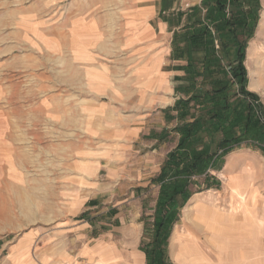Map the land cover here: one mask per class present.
Here are the masks:
<instances>
[{"label": "crops", "instance_id": "1", "mask_svg": "<svg viewBox=\"0 0 264 264\" xmlns=\"http://www.w3.org/2000/svg\"><path fill=\"white\" fill-rule=\"evenodd\" d=\"M202 18L201 0H0V168L24 177L12 187L40 188L43 174L51 190L104 188L110 183L98 180L103 168L106 174L124 172L143 157L148 166L153 150L171 138L174 147L176 126L198 115L193 99L177 104L200 92L194 72L200 73L202 51L191 48L190 35ZM44 24L49 33H42ZM57 44L63 54L53 50ZM47 51L67 62L49 86L42 84L38 62ZM224 170L228 189L244 195L240 207L233 210L229 201V209L218 212L210 201L202 216L205 201L196 199L193 210L185 208L182 224L205 231L209 243L198 245L208 259L226 220L243 208L245 197L261 194L264 150H232ZM97 196L73 202L86 211L97 207ZM116 205L92 212L107 221L92 251H98L99 263L145 264L137 241L119 249ZM257 215L261 225L264 216ZM182 225L176 228L178 245Z\"/></svg>", "mask_w": 264, "mask_h": 264}, {"label": "rangeland", "instance_id": "2", "mask_svg": "<svg viewBox=\"0 0 264 264\" xmlns=\"http://www.w3.org/2000/svg\"><path fill=\"white\" fill-rule=\"evenodd\" d=\"M227 2V17L237 11H242L245 16L246 29L240 34L246 37L242 61L246 74L245 93L241 92L240 82L230 73L227 74L230 71L227 62L229 57L220 58L218 65L224 68L226 74L219 72L212 79L201 75L195 77L197 88L206 98L201 102L192 101L203 123L201 132L190 139L193 145L187 142L183 150H178L182 135L178 128L181 125L176 126L175 130L179 132L177 144L173 147L171 138L162 148L153 150L152 160L149 158L148 161L150 165L145 166L147 158L143 157L140 163L124 166V172L106 174L103 168L98 180L104 182V179L110 183H106L104 188L51 190L42 174L40 188L18 189L12 186L23 183L24 177L11 170L2 172L0 168V264H106L99 263L102 260L98 251L93 252L92 248L97 246L98 235L105 229L104 223L107 221L103 220V215L94 216L92 212L105 210L111 204H117L114 210L120 212V218L113 223L116 226L115 237L121 239L119 249L129 250L137 241L136 246L144 253L145 264H264V222H260L262 226L257 222V214L262 218L264 216V188L261 194L254 192L250 199L245 197L243 208L230 218L227 216V220L225 218L228 224L223 227V234H217L210 261L207 252L202 251L205 246H201V251L199 249V245L208 242L205 231L189 223L182 225L185 208L193 210L191 203L196 199L205 201L201 215L208 212L210 205L207 202L210 201L218 212L229 209V201L233 202L230 208L237 210L244 200L227 187L224 170L226 157L232 150H264V90L250 86L253 71L260 70L264 80V0ZM203 3L204 0H201L204 15ZM211 29L213 31L214 27L211 26ZM49 31V25L46 24L42 33ZM214 42L218 48L219 42ZM61 48L63 45L57 44L53 50L62 52ZM43 53L38 61L44 67L42 84L49 86L60 74L63 75L67 62L63 55L55 59V55L48 51ZM203 54L201 52L202 59L198 60L200 74L203 70ZM230 54L231 58L234 57L235 50ZM215 79L227 84V102L235 105V108L240 107L244 113L247 111L250 118H237L233 126L225 125V121L218 122V130L213 134L211 128L204 124L210 120L208 115L212 114L210 110L216 105L211 94V84ZM223 100L222 97L217 104ZM258 123L259 127H254ZM226 136L233 140L229 150L222 143ZM191 148L200 150V154L195 157ZM133 160L134 156H130V161ZM194 160L196 165L189 168ZM136 164H141V168L138 169ZM163 169L167 170V175L161 180L158 176ZM162 182L163 186L169 185V188L162 189ZM137 184L141 186L136 187ZM174 184L178 192L174 190ZM94 194H98L100 200L97 207L84 211L82 205L73 202ZM27 201L30 203L27 204ZM53 201L56 203H49ZM180 225L183 229L178 245L175 236L180 231L176 229ZM259 228H262V232L258 240L256 231ZM127 229L131 232H127Z\"/></svg>", "mask_w": 264, "mask_h": 264}, {"label": "trees", "instance_id": "3", "mask_svg": "<svg viewBox=\"0 0 264 264\" xmlns=\"http://www.w3.org/2000/svg\"><path fill=\"white\" fill-rule=\"evenodd\" d=\"M203 6L205 8V12L201 21V24L198 28L194 31V33H191V48L196 51H202L203 54V70L201 71V74L197 72V69L195 70V77L198 75H201V77L206 78H213L214 75H218L219 72L226 74V71H224V68L222 66L218 65L220 58H226L228 61V65L230 67V71H227V74L230 73L231 76L235 77L238 82L241 84V92L245 93V90L243 89L245 81H246V74L245 69L243 66V55H244V47L246 42V37L243 38L241 36L246 29V22H245V16L243 15L242 11H237L236 13L232 12L230 14V17H227V6L228 2L227 0H204ZM198 8H196V11ZM199 21V20H197ZM236 21L237 24H234ZM200 23V21H199ZM211 26L214 27L213 31L211 29ZM241 34V35H240ZM215 40L219 42L218 48L215 47ZM235 50L234 57H230L229 54ZM231 55V54H230ZM198 74V75H197ZM211 89L213 92L212 99L215 102L216 105L213 106L212 114L210 116L208 115L209 119L206 124L211 128L212 133L214 134L218 130V122L225 121V125L227 124H236L237 118L245 117V119H249L248 112L244 113L245 111L243 109H240V107L235 108V105L232 103L227 102L226 100V90H227V84L223 82V80H217L215 79L214 82L211 84ZM204 95V94H203ZM208 96V95H207ZM224 98L223 102L221 104H217L218 100L221 98ZM201 95L200 92H196L192 97L186 100H180L178 102L182 105H187L190 100H195L198 102H201V100H205ZM208 98V97H207ZM211 98V97H209ZM216 107V108H215ZM236 109V110H234ZM240 109V110H239ZM184 116L186 115V112L183 113ZM224 123V122H223ZM255 123V122H254ZM253 123V124H254ZM202 116H197L194 120L191 122H187L179 126V131L181 132V138L178 143V150L184 149V145L188 142L190 144L191 137L194 138L195 135L199 134L202 127ZM203 125V127H204ZM259 123L254 125V127H259ZM233 140L231 138L224 137L223 145H225L226 149L229 150L233 145ZM182 149V150H183ZM190 150H193V155H199L200 150L197 151L195 148H191ZM196 150V151H195ZM182 154V153H181ZM174 156V153L171 154ZM179 156V155H178ZM177 156V159H178ZM196 165V160L193 161L192 164L189 165V168H193ZM192 170V169H191ZM184 172H182L183 174ZM167 175V170L163 169L160 174L159 178L163 180ZM162 182V189L169 188V185L163 186ZM174 190L178 192V187L176 184L173 186Z\"/></svg>", "mask_w": 264, "mask_h": 264}, {"label": "bare ground", "instance_id": "4", "mask_svg": "<svg viewBox=\"0 0 264 264\" xmlns=\"http://www.w3.org/2000/svg\"><path fill=\"white\" fill-rule=\"evenodd\" d=\"M255 72H257V74H255ZM260 70L257 71H253L252 74L250 75L251 77V88L254 89H263L264 90V80L262 75L260 74ZM233 192H235L236 194H238V196L242 199V195L238 190H233Z\"/></svg>", "mask_w": 264, "mask_h": 264}]
</instances>
